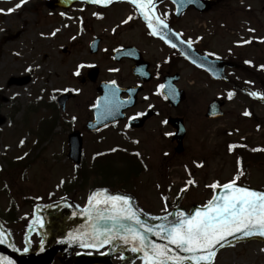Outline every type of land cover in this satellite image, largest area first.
Listing matches in <instances>:
<instances>
[{"label": "rangeland", "instance_id": "rangeland-1", "mask_svg": "<svg viewBox=\"0 0 264 264\" xmlns=\"http://www.w3.org/2000/svg\"><path fill=\"white\" fill-rule=\"evenodd\" d=\"M158 1L160 18L197 20L192 22L197 34L200 24L207 25L214 20L206 32L230 34V38L236 40L238 56L235 63L242 69L229 73L237 87H212L200 78L193 88L203 92L204 99L194 101L190 97L183 109L175 114L172 111L164 114L166 106L158 101L160 115L142 131L131 133L120 124L98 136H91L86 132L85 124L91 119L88 110L97 96L98 81L101 78L118 79L127 72L124 68L111 70L105 62V49L95 57L89 54L88 46L95 37H104L105 45L121 43L125 38L135 41L136 31H124L123 24L125 20H139L133 19V8L114 0L101 7L86 6L81 0H71L67 6L63 0H24L23 3L21 0H0V118L4 120L0 126V216L6 218L5 211L13 210L18 221L6 223L13 237L18 234L15 225L29 223L36 215V205L31 201L24 202L30 198L36 199L41 208L67 201L73 195L76 208L87 205L93 179L88 175L77 184L76 167L68 158L70 133L82 134L81 168L84 172L100 153L123 152L124 156L116 153L112 157H103L97 168L102 165L109 169L123 168L130 164L131 171L120 176L126 179L136 174L132 168L135 161L127 154L139 153L146 166L134 183L133 206L149 221L166 217L164 199L169 206L189 212L192 207H204L213 198L219 187L213 189L210 185L219 183L222 186L236 178L237 160L227 144L246 139L253 146L264 148V107L250 98L251 93H260L259 81H264L263 77L255 75L259 65L264 64V0H234L219 4L206 0L211 1L213 7L207 13L188 12L178 19L173 16L170 3ZM18 4L20 7H16ZM239 20H254L253 35L231 34L235 21L236 27L245 23ZM110 34L121 35V39L109 40L113 38ZM94 64L99 70L96 82L92 84L85 80V73ZM248 69L251 72H247ZM189 73L187 71L186 75ZM82 77L83 83L80 82ZM10 79L27 81L18 85L10 84ZM230 89L233 97L224 107V116L205 120L204 110L210 100L216 96L224 97ZM63 93L74 94L75 98L61 112L52 103H56V98ZM246 112L249 114L245 115ZM166 115H179L184 120V149L179 154L174 151L176 144H169L173 131L164 125ZM23 155L24 166L10 168L11 163H16ZM101 178L98 174V179ZM189 180L195 183L188 184ZM239 180L246 187L264 191V164L248 166L236 179L237 184ZM14 240V248L21 251V240ZM111 247L112 244H108L93 250L74 246L66 254L57 255L54 264H72V259L78 255L105 256ZM111 258L114 264H144L141 258L120 250L113 252ZM214 264H264V243L257 240L233 243L216 254Z\"/></svg>", "mask_w": 264, "mask_h": 264}, {"label": "flooded vegetation", "instance_id": "flooded-vegetation-1", "mask_svg": "<svg viewBox=\"0 0 264 264\" xmlns=\"http://www.w3.org/2000/svg\"><path fill=\"white\" fill-rule=\"evenodd\" d=\"M188 12L197 13L194 9H189L186 13ZM193 21H197V20H165V23L168 25V29L171 32V34L168 35V38H170L171 43H167L164 39L156 38L152 36L149 33L148 28L143 20H125L123 23L124 31H127L129 29L136 31L135 41H129L128 39L125 38L122 39L121 43L116 42L112 45H105L103 44V40H105L104 37L100 38L101 41L99 43V47L95 57L98 56L100 50L102 52L105 49L106 51L105 52L106 55L104 54L105 62L107 63V65L110 66V69L116 70V68H118L122 70V68H124L125 71L127 72V75L124 77L119 76L118 79L101 78L98 81V83L109 82L115 84L121 90H126L128 88H133V87L141 88V91L137 96V101L135 103V106L128 109L125 112V120L119 124H123L125 122V125L127 127L128 119L133 117H141L142 115L140 114L144 113L148 109H152L155 112V116L151 118L150 121H147L145 123L143 129H145L147 124H149L152 120L157 118L160 115L157 104L158 101H160V104L166 106L165 100L164 101L161 100L159 96L161 95V86L163 80L167 76H174V75L177 76V81L175 82V85L177 88L185 92L186 101L190 97L194 101L204 99L203 92H200L196 88H193L196 85V83L200 80V78L203 81H206L207 84L212 87L221 86L223 84L221 82L213 81L207 73L196 68L186 58L180 55L178 49L185 50L188 53H197L201 56H205L210 59H219L222 61L235 63L238 56L237 42L236 40H232L230 38V34L224 35V34H220L219 32H206L205 30L210 29V27L214 24L213 23L215 22L214 20H212L213 22H208L207 25L200 24L199 26L200 32L199 34H197L196 30L192 27ZM201 21L203 22L204 20ZM239 21L245 23H241L238 27H236L235 25L236 21H235L232 26L231 34L237 32V34L244 35V37L253 35L254 30L251 26H254V20H239ZM110 35L113 38L109 40L121 39V35H117V34H110ZM188 41H191V45L187 43ZM217 41H219L220 43H217ZM173 43L176 45L175 48L171 46V44ZM102 47H106V48H102ZM127 47H132L135 49L136 51L134 52L135 58L125 57L118 62H114L112 58L113 52L116 49L127 48ZM134 66L139 67V69L141 70L146 68L147 73H149V75L145 76V78H149V80L144 83L141 81L139 77L134 76L132 74V68ZM92 67L98 68V66H96L95 64ZM187 71L190 72L188 75H186ZM230 71H232V69H230L228 66H225L223 69L224 74L230 80L229 83L227 84L225 83L224 85H230L231 86L230 88L236 89L237 83L233 81L229 76ZM247 72H251V70ZM257 76L258 74H256V77ZM81 81L82 83L84 82L82 79H80V82ZM113 81H115V83H113ZM259 84L260 87L262 88L260 94L263 95L264 82L259 81ZM219 97L220 96H216L212 98L210 102L218 99L226 105L227 98L226 97L219 98ZM121 98L125 99L127 98V96L122 94ZM183 104L179 105V107H177L176 109H171L166 106L163 112L164 114H167V111L168 112L172 111L173 114H175L177 111L183 109ZM169 116L170 115H166V117ZM172 117L181 118L179 115H172ZM253 117L254 116H251L252 119ZM117 125L108 128H116ZM143 129L136 131L134 130L131 131V133L140 132ZM168 141L170 145L173 144L171 137L168 139ZM132 165H133L132 167L133 171L137 172L138 167L135 165V163H132ZM5 212H6L5 213L6 218H2L0 216L1 227L3 229L6 228L9 235H11L10 237H12L11 239L14 240L17 238L21 240L22 242L21 245H23L27 249L29 248L32 249L28 252L35 251L37 247L42 242L45 241L46 236L40 233V229L42 228L43 225L37 224L39 220H37L36 222L30 221V223L24 225H15L16 232H18V234L16 235V237H13V233L11 229L9 227L7 228L6 226L7 222L12 223L10 217L13 216V214L10 210H6ZM54 233L55 231H53L51 234L47 236L49 241L48 244H52V243L54 244L56 242ZM50 240H54V241L50 242Z\"/></svg>", "mask_w": 264, "mask_h": 264}, {"label": "snow or ice", "instance_id": "snow-or-ice-1", "mask_svg": "<svg viewBox=\"0 0 264 264\" xmlns=\"http://www.w3.org/2000/svg\"><path fill=\"white\" fill-rule=\"evenodd\" d=\"M23 2L24 0H21V3ZM130 2L143 15L148 28L151 29V34L153 36L159 35L162 39H166L161 33V28L166 29L168 25L164 19L155 15L154 0H130ZM92 3L107 5L112 3V0H92ZM16 7H20V5L18 4ZM12 10L9 9L8 11ZM166 42L171 43L167 39ZM187 43L191 45V41ZM171 46L173 48L176 47L174 43ZM232 95L233 93H229V98ZM251 95L257 94L251 93ZM248 114L247 112L245 113V115ZM140 115H143V113ZM240 174L242 173H238L236 178L222 186L219 183L210 185L209 187L213 189L222 187L224 192L218 196L214 195L202 210H197L195 214L189 215L183 212L176 213L174 220L156 226H145L133 209L130 198L126 196L105 195L103 199H100L99 197L102 194L96 193L89 198V203L91 205L95 201L97 205H110V210L113 214L107 219H111L114 222V226L118 224L120 229L123 230L124 234L120 238L126 243L129 239L139 242V246L134 247L132 250L144 253L145 264H186V262H192V264H214V258L217 254L216 248L217 246L223 247L224 244L222 242L227 237L238 233H242L244 236L253 234L264 236V192L238 186L236 179L239 178ZM194 183L195 181L193 180L188 181V184ZM94 210L99 212V209L94 208ZM104 218L101 216V219ZM163 219L167 221V217ZM122 220L135 221V224L146 232L153 233L161 239L167 240L169 244L175 246V249H179L189 255L181 256L174 249H170L168 244L162 245L150 241L143 232L134 231L126 227ZM116 235H119V233L112 234L108 229H104L103 232L98 233L95 237L96 243L90 246L95 247L110 243ZM100 236L104 238L100 239ZM4 242V236L0 233V243ZM27 250V248L24 249L25 252ZM0 264H13V262L0 258Z\"/></svg>", "mask_w": 264, "mask_h": 264}, {"label": "water", "instance_id": "water-1", "mask_svg": "<svg viewBox=\"0 0 264 264\" xmlns=\"http://www.w3.org/2000/svg\"><path fill=\"white\" fill-rule=\"evenodd\" d=\"M172 1L176 7H177V13L176 17H178L182 12H184L188 7L193 6L196 9H198L199 12H204L208 10V6L204 4L201 0H170ZM226 0H216V2H221ZM97 40L92 44V49H95L97 46ZM95 52V50H93ZM120 55V53H116ZM137 68H133V74H137L136 71ZM211 75L215 79H219V75H215L213 71H210ZM97 76V70L93 69L88 73V77L94 81ZM22 81H27V79L24 80H10L9 83L13 84H19ZM24 83V82H23ZM105 84H101L98 88V92L100 93L99 98L96 101V106L92 109V112L94 114V120L92 122H89L87 124V130L91 132H98L102 128L115 124L123 119V111L132 106L133 104L129 105V101H119L120 94H114L112 92V88L104 87ZM131 90H128L127 92L130 93ZM138 90L132 89L133 98L135 100V96ZM163 95L165 96L167 100V104L170 107H177L184 99L185 95L183 92L178 91L175 86H173L170 83L165 82L164 83V89H163ZM72 98L70 95H62L58 98L57 102L61 108V110H64L66 102ZM255 100L261 102L264 104V96L262 97H255ZM124 104V105H123ZM222 104L218 102L211 103L207 107V111L205 114L206 119H215L218 117H221L223 113L221 112ZM151 117V113L146 114L143 116V119L140 120H131V128H141L144 124V122ZM3 119L0 118V126L3 124ZM167 124L171 125L173 128L177 130L176 135L174 136V139L179 143L178 148L176 149L177 153H180L182 151L181 142L184 137V130H183V123L180 119H169L166 122ZM68 145H69V159L76 165L80 164L81 161V155H82V138L79 133H73L69 135L68 137ZM252 190V189H249ZM255 191V190H253ZM224 192V189H221L217 196ZM260 192V191H259ZM102 195L99 197L100 199H103V197L106 195L105 192H99ZM95 209H99V212H97ZM62 210H67L69 212V216L64 218L62 222H56V220L59 218L60 212ZM199 209H194L192 211V214H195V212ZM182 211H175L174 213V219L175 214ZM113 213L110 210V205H103V204H95V201L91 205H89L88 209L79 212L73 210L69 206L67 202H62L58 205L52 206L50 208H47L44 213V218L46 221V229L43 230V232H49L52 228L56 229L58 236L64 235L66 229L69 230V234L65 236L63 240H58L57 244L53 247H50L48 249H43V245L39 247V249L35 253H28V254H18L16 253L9 245V240L6 237V235L1 232L4 236V243H0V258H3V260H11L13 264H53L54 257L57 253H65L66 250L70 245H82V246H90L93 243H96L95 237L98 235V233L103 232L104 229H108V231L112 234L119 233V235H116L114 239L111 241L116 242V246L113 249H117L118 247L121 248H131L139 246L138 241H133L129 239V241L126 243L123 239L120 238L121 235L124 234L123 230L120 229L119 225L114 226V222L111 219H107L110 215ZM101 216L105 217L104 219H101ZM91 217V218H90ZM141 219V218H140ZM142 222H144L145 226H156L160 224H166L165 223H155V224H148L146 221L141 219ZM122 223L131 229L139 230L144 233L145 236L148 237L150 241H154L157 244H168L170 249H174L175 252L179 253L181 256L189 255L188 253H184L180 251L179 249H175L174 245H171L168 243L167 240L161 239L160 237L154 235L153 233H148L144 229L140 228L139 225L135 224V221L132 220H122ZM103 236H100V239H103ZM252 238H258L263 239L264 236H260L259 234H253L251 236H244L242 233L235 234L233 236H229L226 238L225 241L222 243L225 245L237 241V240H247ZM104 245V244H103ZM92 246L94 248H100L101 246ZM223 246V247H224ZM222 247L217 246V250H219ZM143 257L144 253L142 251H138ZM172 254V253H170ZM96 263H104V264H112L110 261V256L104 258V259H95V258H88V257H78L74 264H96ZM192 263V262H190Z\"/></svg>", "mask_w": 264, "mask_h": 264}, {"label": "trees", "instance_id": "trees-1", "mask_svg": "<svg viewBox=\"0 0 264 264\" xmlns=\"http://www.w3.org/2000/svg\"><path fill=\"white\" fill-rule=\"evenodd\" d=\"M50 122V121H49ZM242 146V147H241ZM235 156L239 158V166L240 170H244L248 168V166L253 164H264V153L262 152H253L250 151V149L246 146V144H240V146H237L234 149ZM22 161V160H21ZM18 166V165H17ZM123 168H117L116 166L110 167L106 165L99 166L98 168H95V173H99L102 176V183L105 184L104 186H108L111 188H124L126 186L127 179L120 178L121 175H124V173H127L128 171H131V165L127 164L124 165ZM108 167V168H107ZM31 201L30 199L24 201L25 203H28Z\"/></svg>", "mask_w": 264, "mask_h": 264}, {"label": "bare ground", "instance_id": "bare-ground-1", "mask_svg": "<svg viewBox=\"0 0 264 264\" xmlns=\"http://www.w3.org/2000/svg\"><path fill=\"white\" fill-rule=\"evenodd\" d=\"M8 41H10V40H8Z\"/></svg>", "mask_w": 264, "mask_h": 264}]
</instances>
